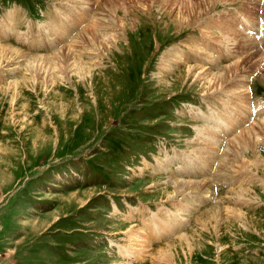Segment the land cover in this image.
Masks as SVG:
<instances>
[{
    "label": "rangeland",
    "instance_id": "1",
    "mask_svg": "<svg viewBox=\"0 0 264 264\" xmlns=\"http://www.w3.org/2000/svg\"><path fill=\"white\" fill-rule=\"evenodd\" d=\"M165 1L0 0V44L30 56L98 20L66 62L0 59V264H264V135L239 153L264 110V4L191 0L175 22ZM235 59L247 99L185 74Z\"/></svg>",
    "mask_w": 264,
    "mask_h": 264
},
{
    "label": "bare ground",
    "instance_id": "2",
    "mask_svg": "<svg viewBox=\"0 0 264 264\" xmlns=\"http://www.w3.org/2000/svg\"><path fill=\"white\" fill-rule=\"evenodd\" d=\"M97 1H99V0H97ZM165 1V0H164ZM176 1V0H175ZM174 0L172 1H170L169 0V2H171L170 4H168V5H171V8H170V10H171V15L173 16V18H174V20H175V22L176 21H178V19H180L181 17L180 16H178V12L177 11H179V10H181L180 11V14H181V12H182V9L184 8V9H186V8H189V6H191V4H190V1L191 0H177V2H175ZM216 1V3H218V2H237V1H242L243 3H246L248 6H250L251 8H252V12L253 13H257L256 11H258V6L260 5V1L261 0H209V2H208V5L209 4H212L213 2H215ZM96 2V1H95ZM166 2V1H165ZM168 2V3H169ZM96 3H98L99 4V2H96ZM101 3V2H100ZM110 3H112L113 4V2H110ZM255 3V4H254ZM215 4V3H214ZM213 4V5H214ZM175 5H177V8L173 11V7L175 6ZM184 6H187V7H184ZM253 6H254V8H255V11H254V9H253ZM263 6V5H262ZM209 7H210V5H209ZM263 8V7H262ZM261 9V8H260ZM264 9V8H263ZM202 11V10H201ZM189 13V12H188ZM252 13V14H253ZM248 14V13H247ZM251 14V15H252ZM254 15V14H253ZM264 15V14H263ZM94 16V15H93ZM255 17V16H254ZM93 19V18H92ZM91 19V20H92ZM97 18H96V15H95V18L92 20V22H91V20H90V23L89 24H87V25H85L83 28H81V30L79 31V32H77L76 33V35L72 38V39H70V40H74L76 43H74L73 44V42L74 41H72V43H68V44H66L65 45V47H63L62 46V48H61V50L60 51H58V50H54L53 52H51V54H46V55H29V54H27V53H24V52H22V50H19V49H16V48H14V47H12V46H10V45H1L0 44V59H2V62L4 61V62H10V61H14V66L12 67V70L13 71H15V70H18L19 69V63L20 62H23V61H25L26 62V64H25V70H29L30 71V68L33 66V65H37V63L39 62V60H41L43 63H44V65H46V63H49L50 64V62H52V61H60V62H66V61H64V59H65V57L66 56H68L69 58H74L75 56H79L80 54H81V51H80V49L81 48H79L80 47V44L79 43H81L80 42V39H82L83 37H86V38H90L89 37V34H88V31L89 30H94V29H92L91 27L92 26H94L93 24L94 23H96V25L98 24V20H96ZM197 19H198V14H197ZM256 19V18H255ZM100 20V19H99ZM201 20V19H200ZM189 21V20H188ZM255 21H257V20H255ZM253 22V21H252ZM55 24V25H54ZM54 24H53V26L54 27H57V25H56V23L54 22ZM71 24V23H70ZM206 24V23H205ZM188 25V24H187ZM253 25V24H252ZM179 26H180V24H179ZM181 27L183 28V26L181 25ZM251 28H253V26H250ZM94 28V27H93ZM206 28V27H205ZM259 28V27H258ZM257 28V29H258ZM208 29V28H207ZM96 30V29H95ZM102 30V29H101ZM201 30H203V33H204V36L205 35H207V34H209V32L206 30V29H201ZM262 31V30H261ZM58 32V31H57ZM95 32V31H94ZM100 32V31H99ZM235 32H237V31H235ZM90 33V32H89ZM95 33H97V32H95ZM238 33V32H237ZM262 33V32H261ZM99 34V33H98ZM259 34V33H258ZM84 35H86V36H84ZM91 35V34H90ZM249 35V34H248ZM64 36H67V35H64ZM64 36H63V38H64ZM105 36V35H104ZM208 36V35H207ZM250 36V35H249ZM70 37V36H69ZM251 37H254V36H250L249 38H247L246 40L248 41V44H249V46H256L255 45V40L252 38L251 39ZM65 40H61V38H60V42H59V44L60 43H62V42H67L68 40L66 39V38H64ZM91 39V38H90ZM95 40H96V38H95ZM99 40V39H98ZM245 40V41H246ZM82 41V40H81ZM85 41V40H84ZM71 42V41H70ZM99 42V41H98ZM98 42H93L94 44L95 43H98ZM87 43V42H86ZM202 43V42H201ZM79 44V45H78ZM93 44V45H94ZM88 46V45H87ZM97 46V45H96ZM253 47H249L246 51L247 52H249V50H251ZM98 49V48H97ZM97 49H94V48H88L87 50L89 51L90 50V53L92 54V52H94V56L96 55H98L99 53V51L97 50ZM191 49V48H190ZM83 51V50H82ZM191 51V50H190ZM198 50H197V48H196V52H197ZM200 52V51H199ZM201 52H202V50H201ZM206 52V51H205ZM210 53V52H209ZM251 53H252V51H251ZM255 53V55H257V56H260V60H261V57H264L263 55H264V53H262L261 51H256V52H254ZM53 54V55H52ZM249 54V53H248ZM27 55L28 56H30L29 57V61H27V59L28 58H26L27 57ZM87 55V54H86ZM207 55V54H206ZM209 55V54H208ZM20 56H23V59H20L19 61H16V58L17 57H20ZM90 56H92V55H90ZM95 56V57H96ZM174 56V55H173ZM24 57H25V59H24ZM187 56H185L184 57V59L186 58ZM183 59V58H182ZM191 59H193V60H196L197 58H196V56H191ZM236 60V59H235ZM263 60V59H262ZM233 61V60H232ZM257 61H259V60H257ZM72 62V61H71ZM95 62V61H94ZM171 62H175V60H171ZM57 63V62H56ZM79 63V62H78ZM253 63H255V60H254V62ZM17 64H19V65H17ZM40 64V63H39ZM54 64V63H53ZM57 64H59V63H57ZM63 65H65L64 63H62ZM71 63H69V65H70ZM77 64V63H76ZM80 64H82L83 65V63H80ZM79 64V65H80ZM215 64V63H214ZM258 64V63H257ZM6 65H7V63H6ZM9 65H11V64H9ZM15 65H17V66H15ZM40 65H42V67H45V66H43V64H40ZM66 65H68V64H66ZM75 66V65H74ZM244 66V64L243 63H241V61L240 60H236L235 62H231V64H229L228 63V65H223V66H219V67H217L216 68V70H215V72H211L209 69H207V68H202L201 67V65H198L197 64V62H196V64L194 63V65H185V67H184V70H185V74L186 75H189V77H192V80L193 81H195V82H198L199 84H201L203 87H202V90H203V92H202V96L203 97H205V98H207L208 96H213V95H215V93H217L218 91H223V88H229V86H236V85H239V87L241 86V85H243V86H241V88H232V87H230L231 89H233V92H234V95L236 96V97H240V96H242V97H244V98H246L247 99V97H248V91H247V89L246 88H243L244 86L246 87V82L248 81L247 79H245V75H239V77H237L238 75H236V73H238V71L240 70V68L241 67H243ZM28 67V68H27ZM34 67H36V66H34ZM33 67V68H34ZM41 67V68H42ZM63 67V66H62ZM80 67V66H79ZM258 67V66H257ZM32 68V69H33ZM40 68V69H41ZM47 68H49V66L47 67ZM68 68V67H67ZM34 70V69H33ZM39 70V69H38ZM42 70V69H41ZM71 70V69H70ZM37 71V70H36ZM45 71V70H44ZM26 72H28V71H26ZM31 72V71H30ZM35 72V71H34ZM39 72V71H38ZM35 73H37V72H35ZM34 73V74H35ZM240 73V72H239ZM34 74L32 75V76H34ZM36 75V74H35ZM235 77V78H234ZM229 81H231V82H229ZM221 83H224V85L222 84L221 85V87H220V84ZM239 83H242V84H239ZM237 91V92H236ZM208 93V94H207ZM247 95V96H246ZM245 99V100H246ZM244 100V101H245ZM235 102V101H234ZM252 103V102H251ZM249 104H250V102H247V105H248V109H247V115L250 113V115L253 113L250 109H249ZM264 110H258L257 111V114H256V116H258L256 119H257V121L255 122V123H252V124H250L246 129H245V136L247 137V136H250V137H247V139H245L246 141H244V142H242L243 143V146H244V150H241V151H239V153H241V152H243V151H245L246 149H252L253 147H257V145L258 144H260L261 143V136L262 135H264V112H263ZM222 112V111H221ZM219 112L220 114H223L224 115V112ZM246 115V116H247ZM225 116V115H224ZM255 117V116H254ZM250 120H251V118H250ZM255 125H258V128L256 129V126ZM237 131V130H236ZM241 131V130H240ZM242 131L241 132H239V134H238V136L240 137V136H242L243 134H244ZM235 135V134H234ZM234 135L232 136V138L230 137V138H228L227 140H225L226 142H225V147L222 149V151H223V154L225 153V152H227V150H230L229 149V147H230V145H234V146H238L239 145V143L240 142H238L237 140V138L236 137H234ZM236 136V135H235ZM245 136H243V137H245ZM245 137V138H246ZM240 140V139H239ZM210 143H212V142H210ZM232 143V144H231ZM210 147L211 148H209V149H211V153L214 155V152H213V148H215V150L217 149V145L215 146V145H210ZM213 149V150H212ZM204 150V149H203ZM231 151V150H230ZM253 151V153L255 154V156H259L258 154H257V151L255 150V148L252 150ZM218 152V151H217ZM235 152V151H234ZM222 160L223 159H220V161L222 162ZM225 161V160H224ZM250 162V161H249ZM243 163L245 164V167H247V168H250V167H252L253 166V162L251 161L250 163H246L245 161H244V159H243ZM223 166H225V164L223 165ZM244 167V166H243ZM259 167V166H258ZM242 173V172H241ZM247 174V173H246ZM199 181V180H198ZM202 181V180H201ZM200 182V181H199ZM207 183H209V182H207ZM172 184H173V186H174V188H176V190H178V193H179V195L181 194V193H183L184 195H185V193L187 194L188 193V190L189 189H197L196 187H194L193 185H194V181H191V180H185L184 178H178L177 180H173L172 181ZM201 186H197L199 189H200V192H204L205 191V193L206 192H208V188H207V184H206V182H201V183H199ZM196 185V184H195ZM207 185V186H206ZM209 187V186H208ZM183 189V190H182ZM182 190V191H181ZM179 191H181V192H179ZM191 191V190H190ZM196 191V190H195ZM193 192V191H192ZM248 192V191H247ZM250 192V191H249ZM178 193H175V195L176 194H178ZM202 194H204V193H202ZM207 196V195H206ZM205 196V194L204 195H202V197H204V198H207ZM172 197V196H171ZM214 208H217V207H214ZM210 209H213V208H210ZM225 210V212H227V213H229V214H231V215H236V214H240L239 212L241 211V210H236V209H232V208H224ZM207 213H209V212H207ZM227 213H226V215H227ZM243 212L241 211V214H242ZM217 214V213H216ZM220 214V213H219ZM219 214H218V216H219ZM214 220V219H213ZM212 220V221H213ZM211 222V221H210ZM33 224V223H32ZM204 229V228H203ZM130 232V231H129ZM135 232V231H134ZM141 232H136V233H132V235L130 236L129 235V238H128V240H132V241H134V242H136V241H139L138 243L136 242L135 243V245H137V246H140L141 244H140V241L142 240L141 239V236L139 235ZM135 234H137V235H135ZM186 235H185V233H181L180 234V236H178V237H185ZM144 247H146V246H144ZM136 250V249H135ZM167 255V254H166ZM164 256V255H163Z\"/></svg>",
    "mask_w": 264,
    "mask_h": 264
}]
</instances>
